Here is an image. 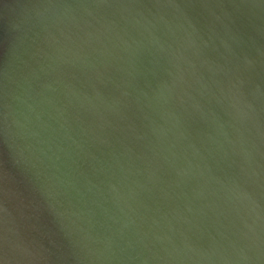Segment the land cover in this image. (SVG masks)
<instances>
[{
  "label": "water",
  "instance_id": "water-1",
  "mask_svg": "<svg viewBox=\"0 0 264 264\" xmlns=\"http://www.w3.org/2000/svg\"><path fill=\"white\" fill-rule=\"evenodd\" d=\"M0 264H264V0H0Z\"/></svg>",
  "mask_w": 264,
  "mask_h": 264
}]
</instances>
